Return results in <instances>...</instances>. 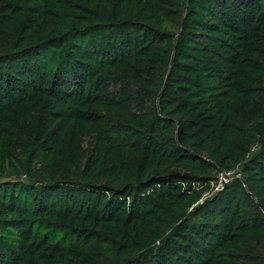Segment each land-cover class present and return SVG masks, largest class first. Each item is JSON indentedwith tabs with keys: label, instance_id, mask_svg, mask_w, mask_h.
<instances>
[{
	"label": "trees",
	"instance_id": "1",
	"mask_svg": "<svg viewBox=\"0 0 264 264\" xmlns=\"http://www.w3.org/2000/svg\"><path fill=\"white\" fill-rule=\"evenodd\" d=\"M6 166L0 264H264V0H0Z\"/></svg>",
	"mask_w": 264,
	"mask_h": 264
},
{
	"label": "rangeland",
	"instance_id": "2",
	"mask_svg": "<svg viewBox=\"0 0 264 264\" xmlns=\"http://www.w3.org/2000/svg\"><path fill=\"white\" fill-rule=\"evenodd\" d=\"M179 21H180V17L175 16L174 19H172V21L169 22V26L174 31V34L178 33L179 31ZM137 90L138 88L134 84L124 85V86L123 85H111L110 86V91L112 93H115L118 91H125V92L136 94ZM90 142H91V138L85 137L84 142H83L84 147L90 146ZM25 165L28 166L29 164H26L25 162ZM15 180H20L22 182L23 181L28 182V178H23L22 175L21 176L16 175L15 172H11L10 170H8L7 166L3 170H0V183L4 181L11 182Z\"/></svg>",
	"mask_w": 264,
	"mask_h": 264
},
{
	"label": "built area",
	"instance_id": "3",
	"mask_svg": "<svg viewBox=\"0 0 264 264\" xmlns=\"http://www.w3.org/2000/svg\"><path fill=\"white\" fill-rule=\"evenodd\" d=\"M236 171H238V169H233L229 172H219L214 183V190L222 189L223 186L228 183L234 175L238 176L239 174Z\"/></svg>",
	"mask_w": 264,
	"mask_h": 264
}]
</instances>
